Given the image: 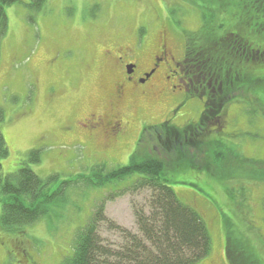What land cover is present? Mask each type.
I'll list each match as a JSON object with an SVG mask.
<instances>
[{
	"label": "rangeland",
	"instance_id": "1",
	"mask_svg": "<svg viewBox=\"0 0 264 264\" xmlns=\"http://www.w3.org/2000/svg\"><path fill=\"white\" fill-rule=\"evenodd\" d=\"M30 2L17 0L5 6L8 29L0 37V129L9 148L2 160L3 173L15 172L29 151L37 149L41 162L30 166L42 178L58 176L51 191L62 182L71 183L49 213L21 229L23 233L7 232L0 225V264H61L74 253L77 232L88 225L99 204H105L111 221L137 232L132 203L143 204L149 195L129 188L137 176L102 187L89 186L78 177L91 175L97 166L127 165L142 136L143 122L146 126L166 119L177 126L197 122L206 99L189 96L185 85L167 86L170 83L162 73L163 95L131 101L132 131L108 145L103 138H86V131L79 130L71 117L82 118L102 109L117 67L112 54H121L118 47L137 42L147 66L157 46L166 40L175 59L183 61L187 31L200 29V6L210 5L204 0H197L196 6L190 0H47L36 10ZM215 22H222V15ZM252 106L264 108L256 100ZM250 113L240 103L226 106L223 138L240 143L246 156L264 160V120ZM247 175L222 184L195 169L172 173L170 186L183 203L200 213L212 238L210 254L197 264H229L228 218L238 233L257 245L264 260V182ZM226 187L238 188L235 202ZM100 234L105 244L122 241L107 222L100 225Z\"/></svg>",
	"mask_w": 264,
	"mask_h": 264
},
{
	"label": "trees",
	"instance_id": "2",
	"mask_svg": "<svg viewBox=\"0 0 264 264\" xmlns=\"http://www.w3.org/2000/svg\"><path fill=\"white\" fill-rule=\"evenodd\" d=\"M16 1L0 0V37L8 29L5 6ZM30 1L37 10L47 0ZM190 1L198 5L197 0ZM204 1L210 7L200 6V29L186 32L184 57L185 70L198 81L195 89H189V96L207 98L200 120L184 126L167 121L148 127L127 165L112 169L97 166L91 175L78 177L89 186L102 187L137 176L129 188L133 193L147 191L149 195L143 204L132 203L137 232L111 221L105 204H99L88 225L77 232L74 253L61 264H197L210 254L212 238L200 213L183 203L170 186L172 173L195 169L222 184L250 173L251 178L264 182V160L246 156L240 143H228L223 138L222 119L226 106L236 102L250 108L252 117L264 120V108L261 111L252 106L256 100L264 107V0ZM219 15L222 22L216 24ZM8 154L0 129V225L7 232L23 233L21 229L49 213L71 181L51 191L58 176L42 178L30 166L41 162L37 149L29 151L15 172L4 175L2 160ZM237 189L226 187L234 202ZM104 222L117 231L121 242L104 243L100 234ZM235 226L231 218L226 219L229 264H264L257 245Z\"/></svg>",
	"mask_w": 264,
	"mask_h": 264
},
{
	"label": "flooded vegetation",
	"instance_id": "3",
	"mask_svg": "<svg viewBox=\"0 0 264 264\" xmlns=\"http://www.w3.org/2000/svg\"><path fill=\"white\" fill-rule=\"evenodd\" d=\"M118 50L121 53L118 56L111 52L117 67L114 70V76L110 80L109 96L107 95L102 109L90 111L82 118H77V115L74 116L73 113L71 117V119L74 118V122L78 123L79 130L86 131L84 132L86 138L94 141L103 138L107 143L106 145L117 142L126 131H132L135 124L131 114H128V110L131 109V101L138 98H147L157 93L163 95L165 89L162 90L160 81L162 73L165 82L170 83L167 86L171 88L185 85L189 92V89H195L198 86V81L185 70L184 60L178 62L175 59L166 40L157 46L152 61L147 66L143 64V51L139 48L137 42L135 46L124 49L118 47ZM202 98L207 100L204 96ZM136 110L139 111V107L133 108L134 114ZM172 114L170 113V116ZM167 121L172 122L170 119H166L161 123ZM146 124V121L143 122L140 131L158 125L146 126Z\"/></svg>",
	"mask_w": 264,
	"mask_h": 264
}]
</instances>
